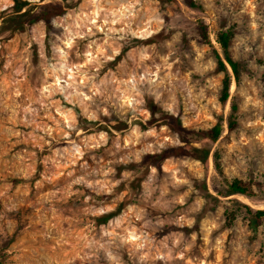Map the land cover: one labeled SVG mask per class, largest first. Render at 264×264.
<instances>
[{"label":"rangeland","instance_id":"rangeland-1","mask_svg":"<svg viewBox=\"0 0 264 264\" xmlns=\"http://www.w3.org/2000/svg\"><path fill=\"white\" fill-rule=\"evenodd\" d=\"M21 1L0 0V264H264L233 203L264 209V0ZM221 30L242 65L226 106ZM234 178L255 203L217 195Z\"/></svg>","mask_w":264,"mask_h":264},{"label":"trees","instance_id":"trees-1","mask_svg":"<svg viewBox=\"0 0 264 264\" xmlns=\"http://www.w3.org/2000/svg\"><path fill=\"white\" fill-rule=\"evenodd\" d=\"M65 4H69L72 0H62ZM161 3H172L175 0H158ZM184 3L193 9L200 8V5L195 0H183ZM26 7V2L21 0H15V8L14 10L18 13L22 12V10ZM44 19V18H43ZM46 20V19H44ZM200 34L203 38L209 41L208 30L204 24L200 25ZM234 38V34L231 30H221L216 35L217 43L220 46L221 52H216V60L218 64V68L220 72L224 74L222 80V95L220 102L223 106H226L231 98V87L232 83L235 80L236 84L239 85L242 78V65L233 59L231 54V45ZM237 107L235 105L232 106V114L227 122L228 130L233 132L238 127V121L236 118ZM225 132V125L223 121H219L214 127L206 131H200L197 133V136H200L204 139L210 140L212 143H217L223 133ZM191 154L193 158L201 163L208 164L211 151L206 148H201L197 146L191 147ZM150 158L153 160L151 166L155 168H161L162 163L168 159V156L163 155H151ZM215 167L218 170L220 165L218 163V156L215 154ZM264 190V185H263ZM217 195L221 198L227 199L231 197L241 196L252 203H255L258 198V193L255 191L254 183L250 181H244L239 178H234L231 180L225 179L221 188L216 189ZM207 198L214 199L219 201V199L215 198L212 194L208 193ZM264 202V199L262 200ZM233 203H236L238 210H240L248 220V228L249 230L256 234L259 231V228L264 226V209H254L247 204L241 203L237 200H233ZM264 204V203H263ZM226 216L230 221L235 220V213L230 208H228L225 212ZM109 216H105L100 218L99 222L104 223L107 222Z\"/></svg>","mask_w":264,"mask_h":264}]
</instances>
